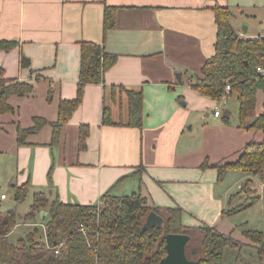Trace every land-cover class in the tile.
<instances>
[{
	"label": "crops",
	"instance_id": "obj_1",
	"mask_svg": "<svg viewBox=\"0 0 264 264\" xmlns=\"http://www.w3.org/2000/svg\"><path fill=\"white\" fill-rule=\"evenodd\" d=\"M215 3L230 8L241 36L264 33V0H0V39L16 41L0 48V68L4 76L34 86L24 95L10 94L14 109L0 112L1 178L13 185L29 181L32 192L84 204L98 201L110 186L118 194L136 190L152 205L181 206L185 225L224 232L232 195L212 164L235 158L262 132L238 126V119L230 122L228 108V121L214 112L202 116L195 97L213 100L188 84L214 53ZM106 4L116 7L115 25L104 34ZM81 40L103 42L117 59L102 82L86 84L81 103L52 143L50 122L59 100L76 95ZM21 54L29 65L20 64ZM128 89L142 92L140 126L127 123ZM262 99V90L259 101L256 91L253 115L262 110ZM104 107L114 123H102ZM34 116L47 123L19 143L17 127L30 126ZM83 123L89 134L80 149Z\"/></svg>",
	"mask_w": 264,
	"mask_h": 264
},
{
	"label": "trees",
	"instance_id": "obj_2",
	"mask_svg": "<svg viewBox=\"0 0 264 264\" xmlns=\"http://www.w3.org/2000/svg\"><path fill=\"white\" fill-rule=\"evenodd\" d=\"M216 23L214 53L207 57L198 72L188 78V84L196 92L213 101L221 102L233 91L238 100V126L258 129L260 140H251L233 159L215 162L212 166L221 177L229 167H237L241 172L256 176L264 183V74L257 66L264 65V33L256 36H241L232 26L230 8L215 3L211 7ZM114 5L106 4L103 13V33L115 25ZM16 45L12 39H0V48L8 50ZM79 73L76 95L61 98L58 103L57 118L52 126L51 142L60 138L61 127L82 101L84 88L88 83H99L104 73L117 59V54L107 51L103 42L81 40L79 42ZM21 65H29V59L21 54ZM231 89L226 92L225 86ZM263 93L262 110L254 114L256 91ZM34 88L28 81L4 76L0 68V112L13 110L8 102L12 93L24 95ZM128 121L132 126L142 124V92L127 90ZM250 115L253 119L247 122ZM224 120L228 114L223 112ZM46 118L34 116L30 126L17 127V140L26 142L29 133L37 131ZM102 123L112 124L109 108L104 107ZM89 125L80 124L78 147H86ZM206 165V163H205ZM14 196L23 199L29 189V181L14 184ZM30 211L24 220L34 219L41 209L46 210L44 238H37V227L27 231L15 242L8 235L17 224L14 210L0 211V264H158L166 250L167 232L195 231L194 239L186 245V255L195 260L194 264H223L224 247L240 246L237 239L208 224L185 225L182 222L183 208L179 205L160 207L152 205L139 191L118 194L113 186L104 190L93 203L62 201L50 198L43 190L33 192ZM155 210L163 217L161 226L147 230L142 224L149 211ZM243 233L258 247V264H264V234L256 229H244ZM191 240V238H190ZM189 240V241H190Z\"/></svg>",
	"mask_w": 264,
	"mask_h": 264
},
{
	"label": "rangeland",
	"instance_id": "obj_3",
	"mask_svg": "<svg viewBox=\"0 0 264 264\" xmlns=\"http://www.w3.org/2000/svg\"><path fill=\"white\" fill-rule=\"evenodd\" d=\"M261 89L257 90V99L260 100ZM195 103L198 107H202L204 111L202 116L213 115V106L218 105L222 109V114L225 108L230 109V122L238 119V100L237 95L233 91L229 93L221 102L205 101L202 97H195ZM222 107V108H221ZM222 114L219 117L222 120ZM248 177H243L237 167L228 168L219 182L221 186L229 189L232 195L231 209L227 210L224 218L229 221L228 226H224V233L230 234L232 237L242 244L240 246H231L227 244L223 249L222 262L223 264H258L259 251L258 247L247 238L243 233L244 229L260 230L264 234V186L261 189L260 182L257 177L249 174ZM248 183L251 194H246L245 184ZM247 185V184H246ZM14 185L5 181L0 175V211L12 209L17 214V224L14 226L8 239L15 242L18 237L24 235L27 231L37 227V238H44L43 223L47 218L41 217V213L37 214L34 219L24 220L25 213L30 211L33 192L27 190L26 196L23 199H16L14 196ZM232 190V191H231ZM4 192L5 198H1V193ZM128 190L126 193H130ZM262 193V194H261ZM261 194V195H260ZM24 223V224H23ZM191 233V241L194 239L195 231ZM264 261V254L262 255Z\"/></svg>",
	"mask_w": 264,
	"mask_h": 264
},
{
	"label": "water",
	"instance_id": "obj_4",
	"mask_svg": "<svg viewBox=\"0 0 264 264\" xmlns=\"http://www.w3.org/2000/svg\"><path fill=\"white\" fill-rule=\"evenodd\" d=\"M246 29V25L243 26ZM176 77L181 81L180 72H176ZM183 104V102H181ZM41 217L47 213L46 210L41 209ZM163 217L155 210H151L145 217L142 224V229L147 230L153 226H161ZM191 236L185 232H167L165 234V254L162 256L158 264H194L195 260L188 258L186 255V245Z\"/></svg>",
	"mask_w": 264,
	"mask_h": 264
},
{
	"label": "built area",
	"instance_id": "obj_5",
	"mask_svg": "<svg viewBox=\"0 0 264 264\" xmlns=\"http://www.w3.org/2000/svg\"><path fill=\"white\" fill-rule=\"evenodd\" d=\"M257 70L260 73L264 74V65L257 66ZM230 89H231L230 85L229 84H226V86H225L226 92H229ZM213 112H214V115H220V114H222V110L220 109V107L218 105H217V107L214 108V111ZM4 197H5V194L4 193L1 194V198H4Z\"/></svg>",
	"mask_w": 264,
	"mask_h": 264
}]
</instances>
